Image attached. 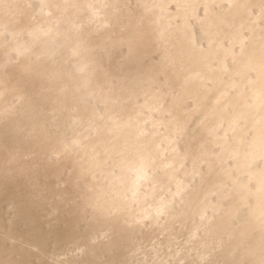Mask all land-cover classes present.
<instances>
[{
    "label": "rangeland",
    "instance_id": "374dc122",
    "mask_svg": "<svg viewBox=\"0 0 264 264\" xmlns=\"http://www.w3.org/2000/svg\"><path fill=\"white\" fill-rule=\"evenodd\" d=\"M136 2H122L121 14L129 13ZM98 4L99 12L91 15V21L84 18L86 21L80 20L74 26L66 25L67 35L80 28V36L93 39L92 48L73 54L68 38L51 46L56 43L51 35L61 29L55 27L36 43V51L30 55L31 62L38 66H43L46 59L55 60L51 64L63 68V82H71L70 86L57 83L55 93L62 95L65 88L63 94H70L58 119L52 116L58 110L54 102L52 115L46 107L34 113L21 104L23 96L20 99L18 95L27 91L26 84L18 97H13L11 112L5 116L0 112V145L19 161L35 160L29 144L37 132L62 141L69 153L75 154L106 134L107 127L121 115L116 111L111 117L114 105L83 94L85 90L74 73L81 58L89 61L85 77L100 74L102 80L97 87L119 96L118 103L126 104L123 109L138 104L141 93L156 92L163 116L142 112L139 119L146 131L157 127L159 133L165 132L168 109L185 81L180 71L168 63L171 53L167 44L139 51L125 41L116 42L113 33L107 35L113 26L107 18L112 5L107 1ZM32 7L39 8L40 1H34ZM262 11L257 7L252 14L260 15ZM117 18V25L126 21L125 14ZM212 34L200 13L191 21L189 39L185 41L191 49L201 51L209 45ZM5 35L10 38L8 32ZM30 35L24 33L23 39L28 40ZM240 55L241 49L235 47L222 60L220 87L235 78ZM251 76V72L246 75ZM39 88L48 90V82L40 81ZM184 106L192 110L193 101L186 99ZM79 115L84 118L79 120ZM200 120L201 115L193 113L182 135L173 137L170 132L163 141L164 148L156 150V157L131 166L129 172L117 167L101 145L93 150L100 165L90 168L91 178L81 181L69 165L61 167L49 185L42 172L45 179L40 185L30 167L2 166L0 264H264V213L261 223L254 225V181L248 170L234 169L232 156L223 160L224 174L216 180L209 158L221 151L222 142L229 141L230 135L220 122L213 130L220 143L212 147L197 145L193 138ZM6 125L11 128L8 138L1 135ZM248 135L246 130L244 136ZM60 155L51 150L48 158L57 163ZM262 166V160L254 164L258 169ZM237 184L242 185L243 196L233 201L230 193Z\"/></svg>",
    "mask_w": 264,
    "mask_h": 264
},
{
    "label": "water",
    "instance_id": "95a60500",
    "mask_svg": "<svg viewBox=\"0 0 264 264\" xmlns=\"http://www.w3.org/2000/svg\"><path fill=\"white\" fill-rule=\"evenodd\" d=\"M34 1L0 0L2 115L11 112L13 97L24 84L27 85L29 74L40 66L30 60V55L36 51V43L55 27L62 29L80 20L91 21V15L94 17L98 11V2L107 1L112 5L113 11H108L107 18L113 26L107 30V35L113 33L116 42L125 41L139 51L167 44L171 53L168 63L180 71L185 81L181 93L168 109L163 134L157 127L146 131L141 126L139 116L142 112L159 117L164 112L156 92L145 91L138 104L118 111L121 115L107 127L106 134L100 135L95 143L79 148V153H69L62 141L52 139L45 132H37L29 144L35 160L31 163L19 161L8 148L0 145V168L5 165L16 169L30 167L42 185L45 178L41 172L47 176L45 183L49 185L50 179L65 165L72 166L77 177L91 178L90 168L101 163L93 150L101 145L109 150L108 157L112 156L126 169L156 157L158 145L166 141L169 133L183 132L193 113H199L201 120L194 133V142L209 147L220 143L213 130L218 123L224 124L230 140L222 142L221 151L209 158L210 167L218 180L225 171L223 160L232 156L235 170L249 171L255 184L253 223H261L264 213V0H137L134 8L123 14L119 6L125 0H39L37 9L32 7ZM257 7L263 9L261 16L252 14ZM200 13L204 25L213 33L209 45L201 51L191 49L185 41L189 39L191 21ZM124 14L125 23L117 25V17ZM259 18L263 19L262 24H259ZM5 32L10 34L9 39ZM26 32L31 33L28 40L23 39ZM235 47L241 49L235 78L220 87L224 73L222 60ZM13 54L17 57L13 58ZM250 72L252 76L247 78ZM186 99L193 101L192 110L185 108ZM246 130L249 131L247 137L244 136ZM167 149L170 150V146ZM51 150L61 153L57 163L48 158ZM257 160L263 161L260 169L254 167ZM230 196L233 201L242 197V185L237 184Z\"/></svg>",
    "mask_w": 264,
    "mask_h": 264
},
{
    "label": "bare ground",
    "instance_id": "6f19581e",
    "mask_svg": "<svg viewBox=\"0 0 264 264\" xmlns=\"http://www.w3.org/2000/svg\"><path fill=\"white\" fill-rule=\"evenodd\" d=\"M74 26V25H73ZM67 28H62L59 29L58 31L55 32L54 35H51V41H56V43L51 44V46H56L57 44H61L63 40H65L66 38L70 39L68 45L70 46V50L71 53H78L81 50H87L92 48L93 44H95V42L93 41V39H91L89 36H80L81 33V29H73V34L72 35H67L66 31ZM67 36V37H66ZM67 39V40H68ZM49 52V51H47ZM58 60V59H56ZM56 61L53 60L51 62V59H46L45 63L43 64V66H39L35 72L29 74V80L27 82V91L24 92L22 95H18L19 98L21 99L22 97V102L21 104H24V107L31 111H33L34 113H37L40 109L44 111V109L41 107H46L47 108V112H51V115L53 114V110H52V103L54 102L55 104H57L58 106V110L56 111L55 115L53 118L58 119L56 116L58 115V113H63V108L66 106L67 104V99L69 97V93L63 94L65 91V88H63L62 95H59L57 93H55L56 90V86L57 83L59 81H62L63 84H65L64 78L65 77L63 75V68L60 66H56L53 65L51 63H55ZM58 62V61H57ZM89 61L87 59H80V66L79 69H76L74 71V73L77 75V83H79L80 86H82L85 90V92L83 91V94H87L90 96H93L94 99H98V101H106L108 102V104L110 106H113L112 110H111V117H114L113 114L116 113V111H120L121 109H123V107L126 105H123V103H118L120 100V97L117 95H109L107 94L105 91H101L100 87H97V84L100 83L102 80L101 79V75L100 74H95L93 75L91 78H87V76L85 77V74L87 73V71H89V67L88 64ZM54 68V69H53ZM53 69V72H51V70ZM47 81L49 84V89L48 90H44V89H40L39 88V83L40 81ZM71 82H68L67 84H65L64 86L68 85L70 86ZM51 85V87H50ZM1 94V91H0ZM16 96V97H18ZM36 102V104H35ZM34 105V106H33ZM50 108V109H49ZM61 116V115H60ZM84 118L83 115H79L78 119H82ZM110 118V117H109ZM77 119V120H78ZM77 122V121H76ZM109 124H111L109 122ZM8 128V130L6 131V129ZM10 129L7 125L2 129L1 135L5 138H8L10 136ZM184 132V131H183ZM183 132L180 131H174L172 133V136H176V135H182ZM164 142H161L158 145V148L161 150L164 148ZM109 152V150H108ZM119 165H117L118 167ZM120 167V166H119ZM130 171L131 170V166L126 167L125 171ZM78 179L81 181L83 179V177H78ZM42 185V184H40ZM31 188H35V187H31ZM25 213H23V217H25ZM53 238V237H52ZM118 259V258H117ZM15 262V261H13Z\"/></svg>",
    "mask_w": 264,
    "mask_h": 264
}]
</instances>
